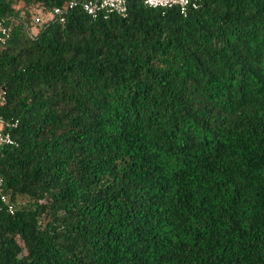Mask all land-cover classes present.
Listing matches in <instances>:
<instances>
[{"label":"trees","instance_id":"trees-1","mask_svg":"<svg viewBox=\"0 0 264 264\" xmlns=\"http://www.w3.org/2000/svg\"><path fill=\"white\" fill-rule=\"evenodd\" d=\"M67 1L0 0V264H264V0Z\"/></svg>","mask_w":264,"mask_h":264},{"label":"built area","instance_id":"built-area-1","mask_svg":"<svg viewBox=\"0 0 264 264\" xmlns=\"http://www.w3.org/2000/svg\"><path fill=\"white\" fill-rule=\"evenodd\" d=\"M203 0H142L147 7L160 9L163 12L168 9H176L180 14L186 15L188 11L198 8ZM128 0H69L64 5L53 8L50 17L59 22L64 23L66 16L76 9L82 10L92 19H108L113 15L125 17L127 14ZM41 19L36 17L33 26H40ZM29 31V29H28ZM30 33V32H28ZM8 37L7 27L0 22V41ZM1 100V92H0ZM16 124L5 121L0 116V146L14 145L15 141L11 137V133L7 128H14ZM0 204L5 207L7 212L13 213L14 206L9 201L3 190V179L0 176Z\"/></svg>","mask_w":264,"mask_h":264},{"label":"rangeland","instance_id":"rangeland-1","mask_svg":"<svg viewBox=\"0 0 264 264\" xmlns=\"http://www.w3.org/2000/svg\"><path fill=\"white\" fill-rule=\"evenodd\" d=\"M39 11V10H38ZM38 11L37 12H35V14H34V19L36 18V17H38ZM33 28V27H32ZM35 29L33 28V31H34Z\"/></svg>","mask_w":264,"mask_h":264}]
</instances>
